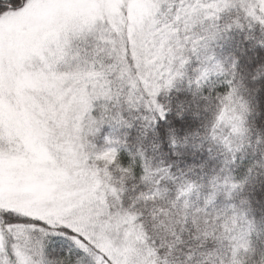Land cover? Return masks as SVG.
<instances>
[{
  "label": "snow or ice",
  "instance_id": "1",
  "mask_svg": "<svg viewBox=\"0 0 264 264\" xmlns=\"http://www.w3.org/2000/svg\"><path fill=\"white\" fill-rule=\"evenodd\" d=\"M258 49L264 0H0V264H264Z\"/></svg>",
  "mask_w": 264,
  "mask_h": 264
},
{
  "label": "trees",
  "instance_id": "2",
  "mask_svg": "<svg viewBox=\"0 0 264 264\" xmlns=\"http://www.w3.org/2000/svg\"><path fill=\"white\" fill-rule=\"evenodd\" d=\"M237 51V54H239L238 49L236 48V42H232L231 46H226L225 51ZM259 53V56H264V50H257ZM186 120H188L193 126H195L196 121L194 120V118L191 116V114L189 113L186 116Z\"/></svg>",
  "mask_w": 264,
  "mask_h": 264
}]
</instances>
